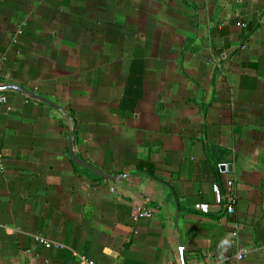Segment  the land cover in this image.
Here are the masks:
<instances>
[{"label": "crops", "instance_id": "crops-1", "mask_svg": "<svg viewBox=\"0 0 264 264\" xmlns=\"http://www.w3.org/2000/svg\"><path fill=\"white\" fill-rule=\"evenodd\" d=\"M2 88L0 264H264V0H0Z\"/></svg>", "mask_w": 264, "mask_h": 264}, {"label": "built area", "instance_id": "built-area-1", "mask_svg": "<svg viewBox=\"0 0 264 264\" xmlns=\"http://www.w3.org/2000/svg\"><path fill=\"white\" fill-rule=\"evenodd\" d=\"M237 25H242L243 23L237 22ZM8 98L5 90L2 88L0 89V105L7 104ZM6 169L2 154L0 153V173L4 172ZM216 188V203L213 204H201L198 206L200 211L205 212H217L221 214L222 219L227 220L228 216L235 212V204L237 201V196L233 187V183L228 181L226 183L225 188L222 190L219 189L218 185H215ZM144 214L146 216H150L151 213L149 211H145ZM37 240L40 242L45 243L47 247H51L55 242H51L47 240L43 236H38ZM58 245V244H56ZM244 252L239 251L236 253L235 258L241 262L244 258ZM80 263L81 264H96L94 260L88 258L85 255L80 256ZM184 264H222V259L218 256L213 255H201L196 252H192L188 254V256L184 260ZM241 264V263H240Z\"/></svg>", "mask_w": 264, "mask_h": 264}, {"label": "water", "instance_id": "water-1", "mask_svg": "<svg viewBox=\"0 0 264 264\" xmlns=\"http://www.w3.org/2000/svg\"><path fill=\"white\" fill-rule=\"evenodd\" d=\"M219 168L221 169V170H226L227 168L229 169L230 168V164L229 165H227V164H221V165H219ZM101 173V172H100ZM103 176H105V177H109V178H112L113 179V177L111 176V175H108V174H104V173H101Z\"/></svg>", "mask_w": 264, "mask_h": 264}]
</instances>
